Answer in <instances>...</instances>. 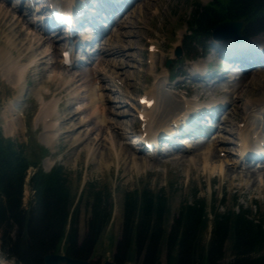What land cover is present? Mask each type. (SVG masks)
<instances>
[{
	"label": "rangeland",
	"instance_id": "obj_1",
	"mask_svg": "<svg viewBox=\"0 0 264 264\" xmlns=\"http://www.w3.org/2000/svg\"><path fill=\"white\" fill-rule=\"evenodd\" d=\"M213 1L140 0L126 13L123 21L114 27L111 33L106 35V39L111 45L104 47L102 43L100 47L106 49L108 55L112 53L113 48L120 49L121 53L112 55L111 58L107 54H105L106 56L102 55L103 59L106 57V60H104L107 62H104V60L99 62V68H97L100 73L98 80L100 85L103 86L101 90L103 102L100 105L106 108L108 106L110 112L124 116H116L117 114L108 116L111 119V125L107 129L103 128L102 131L97 130V132L92 124L88 125L85 122V125H82V121H85V119L83 120L85 113L82 112L83 94L79 87L82 88L80 78L83 76H77L78 72L60 66L57 60L58 53L47 55L51 51L46 52L48 47L46 42L39 48L28 46L29 42L25 38L33 33L29 31L26 16H23L24 22L14 16L17 19L18 28L14 27L13 32H9V27L5 28L7 25L4 24L5 18L0 14V50L5 56H8L7 60L4 59V61L7 62L12 59V66L18 65V70L25 68L19 76V84L25 81V77L28 80L22 96L19 97L21 104L18 111L12 112L9 111L8 104L10 101L12 104L9 105L15 103L13 98L16 95L17 83L12 81L13 78H10L12 79L10 80L6 74L0 72V134L9 142L16 146H22L27 150V156L37 161L38 167L43 172L50 170L53 166H60L63 169L68 181L71 183L74 194V207H77L76 226L80 239L85 232V222L88 217L87 199L86 194H84L85 188L92 185V188H90L92 192L108 193L112 202L111 220L87 260L92 264L113 261L115 246L120 237L123 197L124 194L134 190L148 188L153 192H161L166 196L170 218L177 214L180 205L184 202L191 203L194 199L202 200L207 208H218V212L221 213L231 211L232 208L233 210H248L253 216H259L263 212L264 169L256 170L257 173H255L254 178L250 179L245 176V171L242 170L229 173L228 171L219 172L216 169L214 172L212 169L202 167L204 157L201 153H209L210 150H215V156L224 162L232 159L231 152L234 153L233 143L237 138L235 125L242 126L243 124L245 132L249 131L257 127V121L252 116L259 111H261L262 116L264 115V68L254 65V62L264 64V57L259 58L256 49L249 50L255 45L264 46V35H257L250 38V40L248 39V45L253 44L254 46L249 49L246 48L247 50L241 48L240 51H243V53L235 54L238 59H243H239L242 61V67L248 64L252 67L248 72L246 71L248 74L238 72V69H236L238 65H232L231 71L229 69L228 72H231L232 78L244 76V82L242 83L235 81L233 86L226 89L224 86L228 83L219 82L220 84L215 88L217 89L215 91L212 88L197 85L196 82L192 86L178 84L176 87L180 92L189 89L187 95L173 94L175 92L168 86H172L174 83L169 85L165 83L167 75H174L178 70L181 72L182 69L189 71L190 66H187L188 63L189 65L192 63L202 64V62H197V57L194 58L195 54L198 55V51L192 50L194 45L189 44V40L185 37L191 33L189 28L191 22H193L192 16L195 11H200V7ZM0 8L4 9V12L11 10V7L3 1H0ZM9 13H14L13 9ZM18 15L20 14L18 13ZM10 29L12 30L13 26ZM7 32L9 34L6 35ZM36 36L40 38L39 34ZM180 41L181 47L184 44H189L190 57L186 58L183 63L178 62L175 66H169V70H167L165 64L171 58L173 49ZM232 44L233 42H230V45ZM53 45L55 48L56 46L59 47V44L55 45L53 43ZM219 45L221 47L219 53L232 55L230 56L231 59H235L233 58L235 55L228 51L229 42H220ZM29 48L31 49L29 50ZM225 49L227 50L225 51ZM40 52H43V56L46 57L39 62L43 64L39 66L40 72H37L36 68L32 69L31 66L34 62L31 63V61L35 60L36 62L41 54ZM10 53L16 54V58ZM185 53H187L186 49ZM18 54L19 56L25 55L23 61H17V58H20ZM261 55L264 56V53H261ZM249 57H253L254 60L249 59V62H247ZM33 58L35 59L33 60ZM202 59L203 63H212L216 69L219 63L226 65L219 60L218 56L213 54H208ZM29 62L31 65H29ZM243 62L247 63L244 65ZM166 70L168 73H166ZM52 78L54 79L52 80ZM90 78L92 79V77ZM62 79L66 80L68 85L63 86V83H60ZM178 80L183 81V78H178L176 82ZM218 81L225 82V80ZM117 90L118 93L115 92ZM151 91L154 93L157 102L151 111L152 118L159 121L163 120V122L168 121L180 111L181 100L183 99L190 103L200 102L199 104L214 100L228 102L231 107L228 106L227 114L223 118V122H225L223 128L226 131H219L214 136L219 138L209 143V145L206 144L210 150L207 148L199 153H185L180 161L176 160L177 157L173 155L158 158L155 161L140 155L130 146L133 142L131 139H134V135L138 131V122L131 104L138 96ZM76 95L77 97L74 98ZM45 105L49 108L53 107V110L55 108L53 111L56 114L55 119L58 118L54 127L56 138L52 140L47 138L44 121L39 116L41 115L39 111ZM172 105L176 106L173 111L171 109ZM73 114H76V116L72 122L65 124V118H69ZM164 114L165 116H163ZM10 118L14 123H12L13 129L9 131L6 128ZM17 118L20 122L16 120ZM65 130L68 132L67 135H64L67 138L58 135ZM112 139L117 143V145L115 144L116 147L112 145ZM70 140H72L71 143ZM119 146L127 149V152L120 159L115 156L116 151L119 152ZM39 147L47 149V153L42 154L44 155L42 157H40ZM131 150L133 156L128 158ZM219 154L222 157H219ZM190 160L193 162H190ZM32 172L33 168L27 170V178L31 176ZM29 198L30 192L26 186L23 199L24 206L27 205ZM207 238L208 235L206 234L204 240H207ZM231 260L232 253L229 244L226 243L219 263L227 264ZM0 264L16 263L2 254L0 250ZM161 264H166L164 253L161 256Z\"/></svg>",
	"mask_w": 264,
	"mask_h": 264
},
{
	"label": "trees",
	"instance_id": "obj_2",
	"mask_svg": "<svg viewBox=\"0 0 264 264\" xmlns=\"http://www.w3.org/2000/svg\"><path fill=\"white\" fill-rule=\"evenodd\" d=\"M192 21L187 39L195 44L211 37L214 27L226 21H241L242 36L264 34V0H214L195 11ZM27 153L0 135L2 254L17 264H42L49 253L88 260L110 223V196L107 192H92V185L85 188L88 217L80 239L77 207L66 173L59 166L49 173L42 172ZM30 167L35 169L29 179L34 195L24 208L23 189ZM226 243L232 253L227 264H264V208L259 216L233 208L221 213L194 199L180 205L170 218L166 196L142 188L124 194L113 262L161 264L164 253L166 264H220Z\"/></svg>",
	"mask_w": 264,
	"mask_h": 264
},
{
	"label": "bare ground",
	"instance_id": "obj_3",
	"mask_svg": "<svg viewBox=\"0 0 264 264\" xmlns=\"http://www.w3.org/2000/svg\"><path fill=\"white\" fill-rule=\"evenodd\" d=\"M5 8V7H4ZM13 9V11H14V13H9L11 10ZM4 9H2V8H0V14L3 16V18H5V23L4 24H7L6 26H5V28L6 27H9V29H10V27H12L13 26V29L11 30H9L8 29V31L9 32H13V30H14V27H16V28H18L17 27V19H15L14 18V16L17 18H19V19H22L21 20V22H24V17L23 16H21V15H18V13L20 12V11H18V8H11V10L10 11H6V12H4L3 11ZM20 14V13H19ZM18 15V16H17ZM27 17V16H26ZM2 18V19H3ZM23 24V23H22ZM116 24V23H115ZM116 26H117V24H116ZM30 27H32L31 25H30ZM2 28V27H1ZM5 30V29H4ZM18 30V29H17ZM96 30H97V28H96V26L94 25V27H93V29H92V33L90 34V36L88 37L89 38V42H91L90 40H92V39H94V37H96ZM7 31V30H6ZM29 31H31L33 34L30 36H26V37H28V38H25V39H27V41L29 42L28 43V46H33L34 48H35V46L36 47H41V45L43 44V43H49V47H50V49H51V51H52V53H55V50H56V48L54 47V45H53V43H52V41L50 40V39H48V38H46L45 40H43V41H41L40 39L41 38H37V36L36 35H38L39 34V32H37V31H34V29L32 28H30V30ZM9 32H7L6 33V35L7 34H9ZM16 32V31H15ZM31 32H30V34H31ZM17 33V32H16ZM25 34V33H24ZM40 35V34H39ZM32 36H34V37H32ZM104 42V41H103ZM108 43H109V45H111V43L109 42V41H107ZM222 42V41H221ZM224 42V41H223ZM113 48V47H112ZM31 48H29V50H30ZM227 49H225V51H226ZM241 50V47H238V49L236 50V51H234V53L233 52H231L230 51V53H233L234 55L235 54H242L243 53V51H240ZM26 51V50H25ZM10 52V51H9ZM96 53H98V50H96L95 51ZM41 53V52H40ZM121 53V50L120 49H114L113 48V51H112V53L110 54V55H108V53L106 52V50L105 51H103V54L102 55H105V54H107V56L108 57H112V55L114 56V55H116V54H120ZM260 53H264V46H262L261 47V52ZM11 55H13L15 58H16V54H14V53H10ZM42 54V56H40ZM39 56H38V58L36 59V62H35V58H33V60L34 61H31V60H29V61H31V63H33L32 65L33 66H31L32 67V69L33 68H36L37 69V72H40L39 70V66H41L43 63H39V62H41V60H43L46 56L44 55L43 56V52L41 53ZM10 55V56H11ZM102 55H100L99 53H98V55L97 56H99V58H97V60L96 61H98V62H103V60L106 58H104L103 59V56ZM156 55V54H155ZM258 55V54H257ZM18 56H19V54H18ZM22 56H24V57H22ZM106 56V55H105ZM154 56V55H153ZM232 56V55H231ZM20 58L18 59L17 58V61H23L24 60V58H25V55H21V56H19ZM259 57V56H258ZM7 58H8V56H5V54L0 50V72H3L4 73V75L6 74L8 77H9V79L10 78H13L14 80H12V79H10V80H12L13 82H15V83H17V85H16V88L17 89H15L16 90V95H15V99H14V105H9L8 107H9V110L10 111H16L18 108H19V106H20V100H19V97L20 96H22V94H23V89H24V87L25 86H27V82H28V80H26V77H25V81H24V83L23 84H19L18 82H19V76L24 72L23 70H25V68H21L22 70H18V65L16 66V65H13L12 66V59H10L9 61H4V59L5 60H7ZM231 58V57H230ZM237 58V57H236ZM30 59V58H29ZM32 59V58H31ZM14 60V59H13ZM106 60V59H105ZM104 60V62H107V61H105ZM232 60V59H231ZM6 62V63H5ZM58 62H60V60L58 61ZM247 62H249V59H247ZM247 62H243V64L244 63H247ZM110 64V63H109ZM29 65H31L30 64V62H29ZM198 70V69H197ZM232 69H230V71H231ZM23 71V72H22ZM29 71V70H28ZM59 71V70H58ZM22 72V73H21ZM87 71L86 70H81L79 73H78V75L77 76H82L83 75V78H80V80H82V88H80L79 87V89H81V93L83 94V96H82V98H83V101H82V106H83V108H82V112H84L85 113V116H84V118H83V120L85 119V121H82L83 123H82V125H85V122H86V124H92L93 125V127L95 128V131L97 132V130H99V131H102V129L103 128H105V129H107L110 125H111V119L109 118L110 116H112V115H116L117 113H113V112H110L109 110V107L107 106V108L106 107H101V102H103V98H102V94H99V92L102 90V88H103V86H95V83H94V80H93V83H92V79L90 78L91 76H89L90 74L89 73H86ZM167 73V72H166ZM254 73H255V71H254ZM248 74V73H247ZM2 75V74H1ZM23 76V75H22ZM207 76H209V75H207ZM5 77V76H4ZM244 76H239L238 78H233V81L235 82V81H238V83H242V82H244V78H243ZM71 78V77H70ZM77 78V77H76ZM90 78V79H89ZM19 79V80H18ZM54 78H52V80H53ZM66 79V78H65ZM206 79H208V80H211V76L209 77V78H206ZM236 79V80H235ZM9 80V81H10ZM205 80V79H204ZM17 81V82H16ZM92 84H91V83ZM223 83V84H226V83H228V84H226L224 87H226V89H228L230 86H233L234 85V82H233V84L232 85H230V83L229 82H227V81H217V82H215V83H213V84H205L203 87H207V88H212V90L213 91H215V90H217V89H215V88H217L218 87V85L220 84V83ZM60 83H63V86L64 85H68V83H67V81L66 80H63L62 79V81H60ZM86 83H87V85H86ZM50 84V83H49ZM195 84V83H194ZM74 85V84H73ZM197 85H199V84H197ZM224 87H222V88H224ZM221 88V89H222ZM100 89V91H98ZM116 93H118V90L117 91H115ZM223 92V91H222ZM225 92V91H224ZM71 93H73V94H75L76 92H71ZM72 94V95H73ZM121 94V93H120ZM124 95V94H123ZM147 98H153L154 100L156 99V97H155V95H154V93L153 92H148L147 94H144ZM228 95V94H227ZM125 96V95H124ZM77 97V95L76 96H74V98H76ZM140 98V97H139ZM169 101V100H168ZM171 101V100H170ZM175 103V102H174ZM173 103V104H174ZM12 104V103H11ZM163 104H164V102H163ZM185 104H186V102H183L182 100H181V107L180 108H182L183 107V105H184V107H185ZM67 105V104H66ZM70 105V104H69ZM190 105V104H189ZM210 106V105H209ZM154 107H155V104H154ZM158 107H159V105H158ZM165 107V106H164ZM163 107V108H164ZM186 107H188V106H186ZM207 107V106H206ZM112 108V107H111ZM174 108H176V106L175 105H172V107H171V109H172V111H173V109ZM187 109H189V107L187 108ZM54 110H55V108H54ZM53 110V107L52 108H49V106H43L42 108H41V111H39V112H41V115H39V116H41L40 118L44 121V128H45V130H46V135H48L47 136V138H49L50 140H52V139H55L56 138V133L54 132V127H55V122H57V120H58V118L57 119H55V117H56V114H54V111ZM63 110V109H62ZM66 110H67V108H66ZM182 110H183V108L182 109H180V111L178 112L179 114L182 112ZM163 111V110H162ZM165 111V110H164ZM137 112H144V114H145V117H146V119L150 116V114H151V111L150 110H144V109H138V111ZM73 113V112H72ZM80 113V112H79ZM111 113V114H110ZM177 113V114H178ZM168 114V113H167ZM176 114V115H177ZM169 115V114H168ZM188 115H190L189 113L187 114V115H185V117H184V119H183V121L185 120V118L188 116ZM76 116V114H73L72 116H70L69 118H65V124H68V123H71L72 122V120H73V118ZM109 116V117H108ZM116 116H124V115H116ZM163 116H165V114L163 115ZM165 118V117H164ZM64 119V118H63ZM16 120H18V122H20V120L17 118ZM170 120V119H169ZM168 120V121H169ZM182 121V119H179V120H176V122H177V124L176 125H178V123H180ZM160 122H162V123H164L163 122V120H161V121H159L158 119H156L155 120V124L156 125H159V127H161L162 125V123H160ZM8 123V125H7V128L6 129H8L9 131H10V129H13L12 128V123H14V121L10 118L9 119V121L7 122ZM81 123V122H80ZM62 124V123H61ZM112 125H114V124H112ZM78 126H80V125H78ZM127 126V125H126ZM237 127V124L235 125V128ZM264 127V126H263ZM74 129H75V127H74ZM104 129V130H105ZM7 130V131H8ZM58 130V129H57ZM182 130H184V131H187V130H189V128H187V127H185V125H184V127L182 128ZM119 131V130H118ZM218 132L220 131V132H224V131H226V129H224L222 126H219V128H218V130H217ZM239 132H238V135L240 136V141H241V145H243V144H245V143H247V136L243 133V130H238ZM126 132V131H125ZM116 133H118V132H116ZM68 134V132H66V130L65 131H61L60 132V134H58L59 136L60 135H62V137H66L67 138V136H64V135H67ZM125 134V133H124ZM119 135V134H118ZM55 136V137H54ZM116 137H120V136H116ZM83 138V137H82ZM80 139V138H79ZM221 139V138H220ZM71 141L72 140H70V143H71ZM75 141V140H74ZM99 141V140H98ZM169 142H171V143H169V144H173L172 142H173V139H170V140H168ZM207 140H203V141H199V142H197V143H195L194 145H192L191 146V148H189V149H185V150H180V152H178V150L177 151H173L171 154H169L168 156H176L177 157V159L176 160H181L182 158H183V156L185 155V153H192V152H202L204 149H207L208 147L206 146V144L208 143V145H209V143H211L212 141H210V138H209V140L206 142ZM214 141V140H213ZM69 142V141H68ZM111 142V141H110ZM74 143V142H73ZM117 145V143L112 139V145L114 146V145ZM111 145V146H112ZM116 145H115V147H116ZM244 146V145H243ZM206 147V148H205ZM73 148V147H72ZM130 148V147H129ZM115 149V148H114ZM209 149V148H208ZM101 150V149H100ZM99 150V151H100ZM116 150H117V148H116ZM210 150V149H209ZM210 151H212V152H210ZM209 151V153H205L204 152V154L203 153H201V155L204 157V159H203V162H202V167L203 168H205V169H212L214 172L216 171V169H218V171L219 172H221V171H224V172H226V171H228L229 173H231L232 171H234V172H237L236 171V168H238L239 167V162L236 160V159H234V156L232 155V159H228V158H226V159H228V160H226V162H224L222 159H220V158H217L215 155H216V152H215V150L213 151V150H210ZM222 151V150H221ZM221 151H219V152H221ZM226 151V150H225ZM125 152H127V149H125L123 146L122 147H120L119 146V152L118 151H116V153H115V156H116V158H118V159H120V157L121 156H124L123 154H125ZM135 152V151H134ZM119 153V154H118ZM130 154H128V158H130L131 156H133V153H132V150H131V152H129ZM100 154V153H99ZM118 154V155H117ZM162 156H165V155H163L162 153H160ZM180 154H183V155H180ZM179 155V156H178ZM201 156V157H202ZM230 156V155H229ZM199 157V156H198ZM202 157V158H203ZM219 157H222L220 154H219ZM224 157V156H223ZM150 158V157H149ZM161 158H164V157H161ZM200 158V157H199ZM141 159V158H140ZM144 159V158H143ZM158 159V158H157ZM218 159V160H217ZM220 159V160H219ZM155 160H156V157H155ZM161 160V159H160ZM202 160V159H201ZM225 160V159H224ZM129 161H131V160H129ZM132 162V161H131ZM190 162H193V161H191L190 160ZM200 162V161H199ZM178 163V162H177ZM225 166H227L228 168L226 169V167ZM239 169H241L240 167H239ZM255 173H257L256 171H251V170H248L247 169V171L245 170V176H247L248 177V179H250V178H254V176H255ZM247 179V180H248Z\"/></svg>",
	"mask_w": 264,
	"mask_h": 264
},
{
	"label": "water",
	"instance_id": "obj_4",
	"mask_svg": "<svg viewBox=\"0 0 264 264\" xmlns=\"http://www.w3.org/2000/svg\"><path fill=\"white\" fill-rule=\"evenodd\" d=\"M242 28V22L240 21H226L221 22L216 25L212 32V37L217 40H234V41H244L246 38L240 35V30ZM181 52L179 47L174 51V56H180ZM42 264H92L87 260H80L67 257L62 254L49 253L42 258ZM101 264H115L112 261H106Z\"/></svg>",
	"mask_w": 264,
	"mask_h": 264
}]
</instances>
